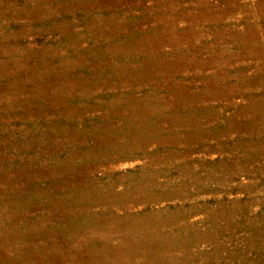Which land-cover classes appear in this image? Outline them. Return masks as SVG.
I'll return each mask as SVG.
<instances>
[{
	"label": "rangeland",
	"instance_id": "1",
	"mask_svg": "<svg viewBox=\"0 0 264 264\" xmlns=\"http://www.w3.org/2000/svg\"><path fill=\"white\" fill-rule=\"evenodd\" d=\"M0 264H264V0H0Z\"/></svg>",
	"mask_w": 264,
	"mask_h": 264
}]
</instances>
